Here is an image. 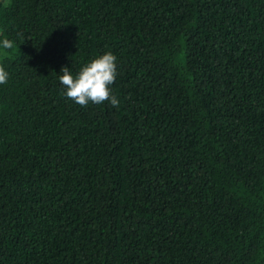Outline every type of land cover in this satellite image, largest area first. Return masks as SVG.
Here are the masks:
<instances>
[{
  "label": "trees",
  "instance_id": "trees-1",
  "mask_svg": "<svg viewBox=\"0 0 264 264\" xmlns=\"http://www.w3.org/2000/svg\"><path fill=\"white\" fill-rule=\"evenodd\" d=\"M0 67V264H264V0H0Z\"/></svg>",
  "mask_w": 264,
  "mask_h": 264
},
{
  "label": "clouds",
  "instance_id": "clouds-1",
  "mask_svg": "<svg viewBox=\"0 0 264 264\" xmlns=\"http://www.w3.org/2000/svg\"><path fill=\"white\" fill-rule=\"evenodd\" d=\"M2 46L11 49L13 42L5 39ZM116 59L111 52L105 53L86 64L75 77L69 68L64 67L62 75H59L63 94L81 107L87 106L89 101L94 104L110 101L112 106L118 107L119 101L111 96L109 88L117 75ZM7 80L8 73L0 67V85L5 84Z\"/></svg>",
  "mask_w": 264,
  "mask_h": 264
}]
</instances>
